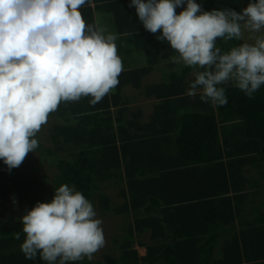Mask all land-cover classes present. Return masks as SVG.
<instances>
[{"label": "trees", "instance_id": "trees-1", "mask_svg": "<svg viewBox=\"0 0 264 264\" xmlns=\"http://www.w3.org/2000/svg\"><path fill=\"white\" fill-rule=\"evenodd\" d=\"M196 2L204 11L242 10L233 0ZM129 4L87 0L79 9L86 24L98 26L95 14L110 13L123 71L100 102L62 101L49 114L54 150L37 133L40 159L53 157L52 186L20 179L28 187L16 188L21 194L11 211L0 160V264H46L39 255L25 258L20 219L7 222L29 208L31 195L48 202L61 184L96 198L99 213L128 221L101 258L94 253L76 264H264V85L249 98L225 82L222 106L204 102L199 91L189 95L193 73L202 69L177 62L178 53L157 39L159 32L147 31ZM242 42L218 39L217 46L227 51ZM19 173L15 168L10 179ZM101 184L117 187V199L99 192Z\"/></svg>", "mask_w": 264, "mask_h": 264}, {"label": "clouds", "instance_id": "clouds-1", "mask_svg": "<svg viewBox=\"0 0 264 264\" xmlns=\"http://www.w3.org/2000/svg\"><path fill=\"white\" fill-rule=\"evenodd\" d=\"M86 2L0 0V160L9 171L38 148L37 133L62 101L91 97L96 104L119 84L117 36L85 23L79 9ZM133 6L143 27L178 53L177 62L202 69L189 95L199 91L204 102L222 106L225 82L249 98L264 85V0H249L239 13L204 11L196 0H130ZM218 39L244 42L222 51ZM20 222L26 259L76 264L105 244L92 202L67 184L26 209Z\"/></svg>", "mask_w": 264, "mask_h": 264}, {"label": "rangeland", "instance_id": "rangeland-1", "mask_svg": "<svg viewBox=\"0 0 264 264\" xmlns=\"http://www.w3.org/2000/svg\"><path fill=\"white\" fill-rule=\"evenodd\" d=\"M233 1H238L240 4V8L243 9L245 7L248 6V4H246V2H249V0H233ZM237 4V2H235ZM103 18V19H102ZM96 19L99 21V22H104V21H110L108 22L109 25H112V19H111V15H101V18H100V15L97 14V17ZM104 29H106V27H103ZM113 30H114V27H113ZM112 32L111 29L110 30H107L106 33H110ZM114 34V32H112ZM248 38V33H245V40H247ZM138 52V51H137ZM140 53V52H138ZM139 56V54H137ZM142 57H144V54L141 55ZM141 56H139L140 58H142ZM158 74H153L151 78H154V77H158ZM133 109L136 107V102L131 106ZM52 123H53V118H51L50 116H48V122L42 126L41 130L38 132L40 134V137L44 143V145L52 150L55 149V146L54 144L51 142L49 136H48V128L52 126ZM40 151L39 150H35L34 153L33 152H29L24 161L21 163V165L19 167H17L18 169H20V173L18 174L17 176V179L16 180H11V176L13 175L14 173V169L13 168L11 171L6 170L5 174H4V179H5V183L7 184V186L10 187V191L7 193V196H6V204L7 206L9 207V209L11 211H14V209L17 207L18 203H17V200H18V195L20 196L21 192L18 194V192H16V188L19 187L21 190H24L26 189V187H28V185L26 184H23L21 182V180H27V179H32V178H36L37 181L39 182H44V181H47V184L49 183V186L48 187H51L52 184H53V180H54V177H55V166H54V162H53V157H49V160H48V156H45V154L43 155V157L45 158V160H42L40 159V154L39 153ZM63 155V154H62ZM21 179V180H20ZM103 190V191H107L108 192H113L112 195H115L117 194L118 192V188H114V187H109L107 186L106 188V184H101L100 185V189H99V192ZM49 190L47 189V192ZM115 197V196H114ZM1 199V198H0ZM30 199H31V203L30 204H27V206H29V210L37 203V202H40L42 198H34L32 197V195L30 196ZM117 199V198H116ZM119 200L122 199L121 197L118 198ZM14 200H15V203H14ZM97 199L96 198H93V206H94V209L97 213V217L99 219L102 220V228H103V232H104V237H105V244L103 247H101L96 253H95V256L98 257V258H101V255L105 252H108L110 250V248L114 245H112L113 243V239H119V236L121 235L122 238H123V234H120L121 233L120 231L122 230V232H125L124 228L121 227V226H126L128 221L126 218H124L123 215L121 216H114L110 213H107V214H101L99 213L98 211V204H97ZM120 202V201H118ZM9 210V211H10ZM19 210V211H18ZM16 211V213H14V217L12 218H9L8 222L7 223H11L10 225H13L15 223L18 222V220L20 219V215L21 214H25V210H20L18 209ZM10 211V212H11ZM13 213V212H12ZM117 232V233H116ZM139 252H143L144 250L142 248H138ZM94 256V257H95Z\"/></svg>", "mask_w": 264, "mask_h": 264}, {"label": "crops", "instance_id": "crops-1", "mask_svg": "<svg viewBox=\"0 0 264 264\" xmlns=\"http://www.w3.org/2000/svg\"><path fill=\"white\" fill-rule=\"evenodd\" d=\"M92 5H93V2H92ZM97 14H99L100 15V18H101V15H109L110 16V13H99V12H97L96 14H95V17H97ZM103 19V18H102ZM111 19H112V16H111ZM108 22H110V21H102V22H99L100 23V27H106V31L107 30H110L111 29V31L112 32H114V30H113V27H114V25L112 26V25H109V23ZM112 22V21H111ZM112 24H113V22H112ZM112 32H110V33H112ZM114 34H115V32H114ZM153 99V98H152ZM149 99H147V100H145V101H148ZM116 198H117V194H116ZM119 198V197H118ZM118 201H120L121 202V199L119 200L118 199ZM145 240L147 241L148 240V238H147V236L145 237ZM138 248H142L144 251L143 252H139V250H138V253L141 255V256H143L144 254H145V248L144 247H137V249Z\"/></svg>", "mask_w": 264, "mask_h": 264}]
</instances>
